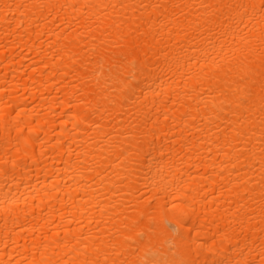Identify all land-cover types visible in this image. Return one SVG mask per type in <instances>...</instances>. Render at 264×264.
I'll list each match as a JSON object with an SVG mask.
<instances>
[{
  "label": "bare ground",
  "instance_id": "bare-ground-1",
  "mask_svg": "<svg viewBox=\"0 0 264 264\" xmlns=\"http://www.w3.org/2000/svg\"><path fill=\"white\" fill-rule=\"evenodd\" d=\"M0 264H264V0H0Z\"/></svg>",
  "mask_w": 264,
  "mask_h": 264
}]
</instances>
